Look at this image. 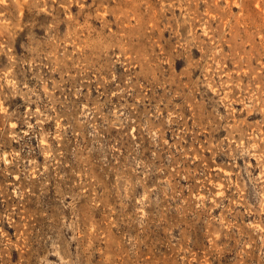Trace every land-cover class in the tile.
Returning <instances> with one entry per match:
<instances>
[{"label": "rangeland", "instance_id": "374dc122", "mask_svg": "<svg viewBox=\"0 0 264 264\" xmlns=\"http://www.w3.org/2000/svg\"><path fill=\"white\" fill-rule=\"evenodd\" d=\"M0 264H264V0H0Z\"/></svg>", "mask_w": 264, "mask_h": 264}]
</instances>
